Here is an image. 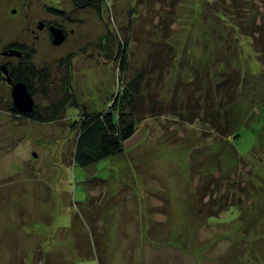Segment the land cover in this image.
I'll list each match as a JSON object with an SVG mask.
<instances>
[{"label":"rangeland","instance_id":"obj_1","mask_svg":"<svg viewBox=\"0 0 264 264\" xmlns=\"http://www.w3.org/2000/svg\"><path fill=\"white\" fill-rule=\"evenodd\" d=\"M251 2L247 19L261 17L263 0ZM225 3L229 0H103L97 11L72 0H0V46L15 41L32 48L27 62L50 70L56 92L68 71L78 103L105 108L122 86L139 77L141 102L149 110L122 152L87 167L72 159L75 106L67 105L62 117L48 122L9 121L0 110V264H98L95 239L99 264H264V127L258 142L239 127L233 145L245 162L236 165L231 148L222 145L204 114L206 90L198 88L194 71L195 63L210 72L221 60L211 59L218 46L210 42L208 26L223 37L230 29L228 40L242 37L237 26L220 21L234 16L220 8ZM42 20L62 26L61 43H52L49 30L38 27ZM247 41L237 51L245 46L256 78L260 65ZM167 42L169 55L160 60L153 46ZM209 75L207 83L213 81ZM251 85L225 108L233 121L249 115L259 126L264 87L252 80ZM34 87L42 108L43 86L34 81ZM211 90L216 92L212 84ZM216 95L213 111L229 98V93ZM217 149L219 167L208 162L218 156ZM231 165L235 185L227 194L222 175ZM218 170L214 189L211 178ZM208 182L222 204H233L214 216H207L208 197L201 200Z\"/></svg>","mask_w":264,"mask_h":264},{"label":"trees","instance_id":"obj_2","mask_svg":"<svg viewBox=\"0 0 264 264\" xmlns=\"http://www.w3.org/2000/svg\"><path fill=\"white\" fill-rule=\"evenodd\" d=\"M72 1L77 6L95 7L97 11H100L103 6V0ZM252 6L254 5L251 0H242L241 2L240 0H229V3L221 5V9H227L231 12L233 11L234 16L228 15V18L222 16L220 21H223L224 25L237 26L239 33L242 34V37L228 40V36L233 34L230 33V29H227L228 35L223 37L224 35H222V33H220L217 29L208 26L212 30L213 35L210 38V42L218 46V49L215 51L216 55H214L211 59L217 60V58L220 57L221 60H219L218 63H214L216 67H211V63L206 65L207 67H211L210 72H207L202 68V66L205 68L204 64H194L195 76L200 82L198 88L203 91L206 90V92L201 95L202 98L200 97L204 101V114L205 116H208V121L211 127L216 130L219 136H221L222 145L224 147L226 146L231 148L236 165H240L239 163L245 162V157L243 155H239L233 145V142L238 140L240 137L239 127L242 125V127H246L247 130H250L251 134L254 135V141L256 142L261 141V137L263 135V131H261V129L264 127V123L262 122L259 123V126L250 123L251 116L249 115L243 118L242 121L236 119L233 121L230 117V110L225 108L227 104L235 102V100L243 93L248 94L246 90L254 88L251 85V80L260 87H264V13L261 17H257L255 15L250 19H247V12L252 11ZM234 11L237 13L236 16ZM220 21H218V24H220ZM59 27L62 28V26ZM245 38H249V42L247 41L246 45L249 48H252L256 54L255 58L258 62L257 67L260 65V68L258 67L257 69V71H259L257 73L255 72L257 74L256 78L253 77V69L251 67L248 68V65L251 62V55L248 52H243V47L245 46L243 45L242 51H237L238 44H241ZM225 39L226 42L224 41ZM231 40H234V43H232L234 47L229 49L227 44H229ZM15 43V46L19 48V51L22 49V58L27 59L28 61L32 55L33 49L27 48L20 42ZM119 47L120 49L118 51L121 53L119 58L120 64H123L125 57V44L123 43ZM153 47V50L156 52V56L160 60L169 55L167 49L170 48V45H168V42L166 46H160L155 43ZM229 52H233V55L228 54ZM231 61H233V63L238 62L239 66H232ZM217 72L220 73V79L216 78ZM208 74H210L209 77H213L212 82L214 84L212 82H206L205 78L208 77ZM21 78L27 83L29 90L32 89V93H34L35 88L33 82H39L43 86L41 92L44 95L43 97L46 102L45 106L42 108L38 104H35V108H33L30 113L23 114L24 116L39 122H48L62 117L67 105H72L79 109L78 119L74 120L70 126V129L75 132L72 159L74 164L78 166L87 167L96 163L100 159L122 152L124 142L134 134L138 125L147 116V112L149 111L146 110L144 103L141 102L144 92L140 87V83L138 81L139 77L132 78L129 82H127L126 86H122V88L114 94L112 99L109 100L110 102L105 105V108L99 109L78 103L75 94L71 90V82L68 71H65L61 77L62 84L59 88L61 93L58 91L56 92V89L53 88L52 74L47 67L37 68L34 64L28 62L27 69L24 67ZM211 84L213 88L215 87L216 92L221 93V95L229 93L228 99H221L220 96L221 102L224 100L225 106H222L224 108L220 107L221 109L213 111L214 107H212L213 103L211 102L213 100V94L216 95V92L211 90ZM210 91H212V94H210ZM262 103H264V101L258 104L262 105ZM205 105L207 106V109ZM152 111L153 109H151V112ZM214 153H217L218 156L213 158L210 155L211 159L208 158V162L216 161L217 167H219V158L221 157L220 150L217 149ZM235 168V166L231 165L229 168L225 169V173L222 175V187L226 190L228 189L227 194H232V191H230L228 187L235 185V179H233V174H231ZM216 173L219 174L211 178L215 184L214 187H216L214 189L218 188L221 177V171L218 170ZM230 174L232 178H230ZM263 178L264 177H261V179ZM209 182L204 185V192L201 200L208 197L205 201L206 205L207 201L210 202V204H208L209 208L207 207V216H214L217 215L216 213L220 210H224L227 206H231L233 204H228L227 201L225 204H222L218 198L220 192L212 190ZM214 206L216 207L214 208ZM93 245L95 247L99 264V260L102 259L101 257H98L97 254V251L99 250V241L95 239L93 241Z\"/></svg>","mask_w":264,"mask_h":264},{"label":"flooded vegetation","instance_id":"obj_3","mask_svg":"<svg viewBox=\"0 0 264 264\" xmlns=\"http://www.w3.org/2000/svg\"><path fill=\"white\" fill-rule=\"evenodd\" d=\"M12 8H10L11 10ZM5 12V11H4ZM15 12V10H13ZM42 25V28L49 30V34L51 35V26L57 25L61 26L59 23H56L55 21H45L42 20L40 22ZM27 30H30V33H34L35 29L33 27H26ZM65 31V30H64ZM66 33V31H65ZM15 41H8L6 43H3L0 46V89L2 92H0V110H3L8 117H10L8 120H14L19 118L21 119H31L29 117L24 116L22 113L19 112L13 102L12 98V86L16 82H24L26 85L27 83L21 78L23 74L24 67L28 66L27 59L22 58V52L18 50ZM13 50L18 51L19 55L16 54ZM34 85V82H33ZM29 89V88H28ZM32 93V89L30 90ZM35 93V90H34ZM34 93H32L33 99H34V106L36 104ZM35 108V107H34Z\"/></svg>","mask_w":264,"mask_h":264},{"label":"water","instance_id":"obj_4","mask_svg":"<svg viewBox=\"0 0 264 264\" xmlns=\"http://www.w3.org/2000/svg\"><path fill=\"white\" fill-rule=\"evenodd\" d=\"M52 43L59 44L61 43L65 35L63 29L59 27L52 26ZM16 54L19 55L18 51L13 50ZM12 98L16 109L22 113H30L34 108V99L32 93L28 89L27 85L24 82H16L12 86Z\"/></svg>","mask_w":264,"mask_h":264},{"label":"bare ground","instance_id":"obj_5","mask_svg":"<svg viewBox=\"0 0 264 264\" xmlns=\"http://www.w3.org/2000/svg\"><path fill=\"white\" fill-rule=\"evenodd\" d=\"M39 28H41L42 27V25L40 24L39 26H38ZM52 27V26H51ZM59 28H61V27H59ZM62 29V28H61ZM63 33H64V35H65V32H64V30H63ZM51 34H52V30H51Z\"/></svg>","mask_w":264,"mask_h":264}]
</instances>
